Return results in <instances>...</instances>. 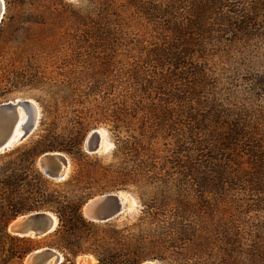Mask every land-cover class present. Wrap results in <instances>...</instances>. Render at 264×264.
I'll return each mask as SVG.
<instances>
[{"label":"rangeland","instance_id":"obj_1","mask_svg":"<svg viewBox=\"0 0 264 264\" xmlns=\"http://www.w3.org/2000/svg\"><path fill=\"white\" fill-rule=\"evenodd\" d=\"M4 2L0 102L31 99L40 115L0 167L36 143L70 149L61 179L40 169L43 152L25 163L20 193L126 196L80 242L138 264H264V0ZM54 230L30 238L54 248ZM83 254L96 264L69 258Z\"/></svg>","mask_w":264,"mask_h":264},{"label":"trees","instance_id":"obj_2","mask_svg":"<svg viewBox=\"0 0 264 264\" xmlns=\"http://www.w3.org/2000/svg\"><path fill=\"white\" fill-rule=\"evenodd\" d=\"M39 146L40 144L36 143L35 146L24 151L19 158L20 162L16 163L11 160L0 167V264H12L14 261H18L20 264L28 252L39 246L32 238L19 237L7 230L8 223L15 216L33 210H51L56 216L57 226L54 233L58 235L61 244L48 245L66 254L65 260L61 264H74L69 257L81 253L92 254L96 259V264L140 263L144 258L143 255L134 254L129 257V253L122 249H105L97 242L93 247L81 245V232L85 233L86 229L97 227V223L87 220L81 213V205L86 198L65 203L59 201L55 194L49 193L41 200H35L39 188L32 186H29L26 195L20 193L22 184L26 181L22 168L25 167V163H33L40 153L47 150L66 152L70 150L67 149V145L58 142ZM35 174L41 178L39 172ZM28 184L31 185L30 182ZM98 239L100 240V238Z\"/></svg>","mask_w":264,"mask_h":264},{"label":"water","instance_id":"obj_3","mask_svg":"<svg viewBox=\"0 0 264 264\" xmlns=\"http://www.w3.org/2000/svg\"><path fill=\"white\" fill-rule=\"evenodd\" d=\"M5 12V2L0 0V22ZM39 107L31 99H15L0 102V153L27 138L39 120ZM21 135L14 140L13 131L19 117ZM100 134L91 130L85 140L88 151L99 148ZM40 169L44 174L61 179L69 167L68 157L61 151H45L39 157ZM127 202L117 191L101 193L86 200L81 208L83 216L92 222H107L125 212ZM57 226L56 216L48 210H33L15 216L7 225V230L19 237H40L53 231ZM63 256L51 247H39L25 255L23 264H60ZM79 264H88V255L83 254ZM150 264V263H145Z\"/></svg>","mask_w":264,"mask_h":264},{"label":"bare ground","instance_id":"obj_4","mask_svg":"<svg viewBox=\"0 0 264 264\" xmlns=\"http://www.w3.org/2000/svg\"><path fill=\"white\" fill-rule=\"evenodd\" d=\"M17 100V99H16ZM23 121V118L20 116L19 117V120L17 121V124L15 125V129L13 131V139L16 140L20 135H21V129L19 128L20 126V123ZM101 131V130H100ZM99 134H100V140H99V147L103 144V136H102V133L97 131ZM68 169V168H67ZM67 169L65 171V174L67 172ZM125 196V195H124ZM126 197V196H125ZM123 197V200L126 201V198ZM127 202V201H126ZM130 205L127 203V206L126 207H129ZM133 208V207H132ZM79 257V256H78ZM81 257L77 258V264H79V261ZM88 264H94V259L88 255ZM150 264H154L153 262H150Z\"/></svg>","mask_w":264,"mask_h":264}]
</instances>
